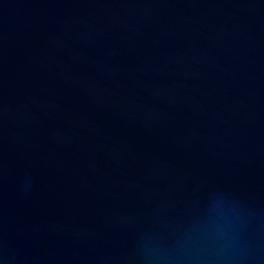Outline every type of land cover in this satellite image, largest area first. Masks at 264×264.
<instances>
[{
    "label": "water",
    "instance_id": "1",
    "mask_svg": "<svg viewBox=\"0 0 264 264\" xmlns=\"http://www.w3.org/2000/svg\"><path fill=\"white\" fill-rule=\"evenodd\" d=\"M0 264H264V0H0Z\"/></svg>",
    "mask_w": 264,
    "mask_h": 264
}]
</instances>
